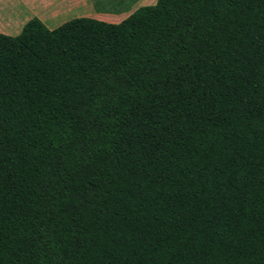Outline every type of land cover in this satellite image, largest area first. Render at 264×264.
I'll return each mask as SVG.
<instances>
[{
  "label": "trees",
  "instance_id": "trees-1",
  "mask_svg": "<svg viewBox=\"0 0 264 264\" xmlns=\"http://www.w3.org/2000/svg\"><path fill=\"white\" fill-rule=\"evenodd\" d=\"M0 264H264V0L0 33Z\"/></svg>",
  "mask_w": 264,
  "mask_h": 264
},
{
  "label": "crops",
  "instance_id": "crops-1",
  "mask_svg": "<svg viewBox=\"0 0 264 264\" xmlns=\"http://www.w3.org/2000/svg\"><path fill=\"white\" fill-rule=\"evenodd\" d=\"M155 0H0V33L17 35L31 18L54 29L75 17L117 23L142 5Z\"/></svg>",
  "mask_w": 264,
  "mask_h": 264
},
{
  "label": "rangeland",
  "instance_id": "rangeland-1",
  "mask_svg": "<svg viewBox=\"0 0 264 264\" xmlns=\"http://www.w3.org/2000/svg\"><path fill=\"white\" fill-rule=\"evenodd\" d=\"M148 1H152V0H148Z\"/></svg>",
  "mask_w": 264,
  "mask_h": 264
}]
</instances>
